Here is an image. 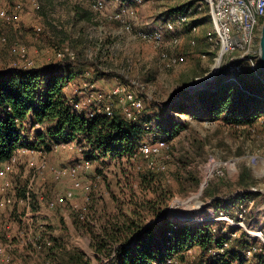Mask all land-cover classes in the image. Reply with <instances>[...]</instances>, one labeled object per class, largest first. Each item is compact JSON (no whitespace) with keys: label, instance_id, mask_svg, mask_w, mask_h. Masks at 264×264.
<instances>
[{"label":"rangeland","instance_id":"1","mask_svg":"<svg viewBox=\"0 0 264 264\" xmlns=\"http://www.w3.org/2000/svg\"><path fill=\"white\" fill-rule=\"evenodd\" d=\"M34 1L37 7L31 1L22 0L24 5L17 15L6 8L13 22L0 20V38L6 39L5 44L0 43V73L24 65L11 51V46L23 47L34 67L56 63L58 51L68 46L75 53L72 63L85 64L76 67L80 70L74 74L75 81L96 84L99 80L100 86L107 90L119 81H136L143 85L138 95L151 118L187 120L186 128L173 138L160 133L154 126L148 133L146 138H164L168 146L154 157L166 168L158 172L156 182L151 185L141 183L140 175L148 169L141 155L132 159L89 161L85 159L89 148L79 141L80 136L72 141L73 150L51 153L54 161L64 165H78L81 161L89 165L81 169L79 178L90 184L86 207L94 212L87 213L86 219L81 221L71 209H66V219L62 216L63 209H54L44 225L46 231L51 230L53 234L45 233L54 243L50 251L55 252L49 254L51 264H68L66 254L70 251L80 253L89 264L105 263L109 258L97 253L93 243L103 236L104 227L111 225L112 217L119 216L127 222L139 218V222L147 224L166 217L171 223L190 226L210 223L225 227L223 221L208 220L231 207L224 203L217 205L213 199L220 198L228 203L227 198L243 190L237 182L242 165L252 177L250 190L258 192L253 199L264 197V112L252 123L230 124L221 117H210L201 100L194 95L203 89H215L224 67L221 63L215 75L211 72L215 55L210 54L213 51L205 41L206 33L212 28L206 6L202 3L197 15L176 31L180 39L177 46L168 43L172 33L163 32L167 53L181 58L178 64L170 67L164 65L156 49L131 38L110 18L121 3H126L134 11L129 19L135 26L151 29L171 19L183 5L202 0H143L141 5L134 0H103L104 8L100 12L91 8L93 0ZM193 25L197 27L195 32L191 31ZM259 29L260 26L257 43ZM212 69L214 71L216 65ZM245 79L256 82L250 74ZM169 105L184 107L185 112L169 110ZM113 109H119L117 100L113 102ZM217 170L223 174L216 175ZM205 181L217 187L215 196H205ZM47 188L49 191L43 190L42 199H46L56 185ZM84 197L81 192L74 201L85 205ZM256 205L259 202H255L253 210ZM178 256L185 262L183 254Z\"/></svg>","mask_w":264,"mask_h":264},{"label":"trees","instance_id":"2","mask_svg":"<svg viewBox=\"0 0 264 264\" xmlns=\"http://www.w3.org/2000/svg\"><path fill=\"white\" fill-rule=\"evenodd\" d=\"M191 5L185 4L176 12H183ZM262 20L263 17L260 24ZM210 54L214 56L215 52ZM72 62L64 58L42 68H19L0 73V164L8 161L19 148L44 146L49 150L48 142L69 143L78 136L79 141L89 148L85 154L86 160L132 159L140 155L138 145L149 135L153 126L169 138L186 128V119L151 118L144 111L145 108L133 120L125 118L120 109H113L111 116L99 113L90 119L86 110L74 112L63 94V88L73 78L74 68L85 64ZM259 73L264 77L261 71ZM249 74L256 79L255 83L245 79ZM228 75L223 69L216 82L217 87L198 91L194 93L195 98L201 100L206 113L212 118L221 117L230 124L252 123L264 112V83L248 71L236 75L238 83L227 81ZM169 106V110L185 112L184 107ZM29 116L32 125L53 123V126L37 133L33 141H27L20 131L21 124ZM145 124L149 129L145 128ZM158 172L147 169L140 175L141 183L151 185L156 182ZM237 182L243 190L227 198L229 203L258 195V192L250 190L253 181L244 165L240 167ZM217 191V187L209 183L203 188L208 197L215 196ZM213 202L226 204L220 198L213 199ZM126 220L119 216L112 217L111 225L104 227L103 236L93 243L97 253L109 258L103 264H151L170 253L179 252L189 244L204 248L221 242V239H215L210 234V224H177L169 222L166 217L158 218L151 224L141 223L139 218ZM246 245L244 233H241L239 238L230 240L226 253L233 261L242 263ZM66 262L89 264L80 253L74 251L67 252Z\"/></svg>","mask_w":264,"mask_h":264},{"label":"built area","instance_id":"3","mask_svg":"<svg viewBox=\"0 0 264 264\" xmlns=\"http://www.w3.org/2000/svg\"><path fill=\"white\" fill-rule=\"evenodd\" d=\"M32 1L35 7H37L35 1ZM134 3L141 5L143 0H134ZM202 3L206 6V12L212 27L206 33L205 41L209 44L210 51L215 52L214 63L218 59V69L222 63L224 66L222 69L229 73L226 80L232 83H238L236 75L244 74L245 71H248L264 83V77L259 73L260 69L256 56L257 32L260 26V20L264 16V0L197 1L187 7L183 12H175L171 19L162 21L151 29L135 26V22L129 19L134 11L126 3H121L113 11L110 18L118 22L121 29L129 34L131 38L138 39L156 49L164 65L170 67L178 64L181 58L177 55H169L167 53L163 32L167 31L172 33L168 43L170 46H177L180 39L175 34L176 31L182 29L190 19L197 15ZM15 7L18 9V4ZM91 8L95 11H102L104 8L103 0H93ZM0 20H4L7 23L10 21L13 22L7 11L2 8H0ZM196 30L197 27L193 25L191 31L195 32ZM5 42V37H1L0 43L5 44ZM11 51L23 60L24 65L22 68H32L33 61L26 57L23 47L11 46ZM56 55L59 60L64 58L74 60L75 58V53L68 46L62 47ZM202 57H205V55H202ZM142 88L143 85H140L136 81L127 83L119 81L111 89L100 91L93 82L83 81L77 90L78 96L82 97L83 101L78 99V101L73 102L72 110L76 113H81L86 110V115L89 119L99 113L111 116L113 113V102L117 100L119 102V109L124 117L133 120L144 109V102L138 95V90ZM145 128L149 129V126L145 124ZM68 144L70 142L56 144L54 147L56 148L57 145L66 146ZM167 147L166 140L163 138L155 140L143 138L138 145V152L145 159L148 169L163 171L166 168L165 164L156 162L154 157ZM26 151L33 152L32 149H26ZM17 158L18 156L16 157L13 154L8 161L0 166V207L16 204L29 205L32 200L31 186H26L23 193L18 195L17 188L11 185L10 175L18 163ZM42 167L39 168L41 170L36 171V174L40 179L46 180ZM66 174L71 179L70 187L62 193L48 199L46 206L53 210L71 209L75 211L77 218L83 221L86 219L88 213L86 204L89 200L88 193L90 191V184L83 182L79 178L78 166H62L57 169H51V175L55 180L60 179ZM215 174L222 175L223 172L217 170ZM77 191H83L85 205H80L74 201ZM254 204L253 198L235 201L234 203L228 202L227 206L229 208L231 207L229 210L224 212L219 211L216 216L213 215L214 219L209 222L223 221L225 223V227L222 228L215 227L209 223L210 234L215 239H221L220 243L210 244L204 248L199 247L197 244H189L179 252L170 253L161 260L153 261L151 264H264V227L257 228L249 223L253 215ZM251 213L252 215L248 220V216ZM32 224V220H29V232L24 233V231H19L20 234H23L22 241H20L19 237H17L19 239L17 241V238L8 234L6 231L2 233L6 240L0 246V264H11V252L21 243L31 247L34 250L32 251L33 254L35 252L42 253L46 249L53 247L54 243L49 235L43 236L45 233L42 234L40 232V234L34 235ZM231 228L235 230H230ZM241 233H244V239L247 245L243 250V261L239 263L229 257L226 249L229 246L230 240L239 238ZM179 254L185 256V262L179 258ZM41 264H51L50 258H47V256L43 257Z\"/></svg>","mask_w":264,"mask_h":264},{"label":"crops","instance_id":"4","mask_svg":"<svg viewBox=\"0 0 264 264\" xmlns=\"http://www.w3.org/2000/svg\"><path fill=\"white\" fill-rule=\"evenodd\" d=\"M33 4L32 0H25L26 3ZM18 4V9H16V5ZM22 0H0V8L6 10H9V13H12L13 15H17V11L21 9ZM35 6V5H34ZM6 10V11H7ZM38 29V28H37ZM32 68H42V67H32ZM80 69L74 68V74L76 75L77 72H79ZM76 78H73L66 84V86L63 88V94L69 104L72 105L73 102L78 99L83 101L82 97H79L77 94V90L81 86L80 82L75 81ZM96 88L100 91H106L107 88L104 86H100V81H95ZM90 108V107H89ZM53 126V123H43V124H31V117L29 116L23 123L21 124V135L23 138H26L27 141H33L36 138L37 133L39 132H45L49 127ZM26 128V129H25ZM26 133V135H25ZM49 143V150L45 149L44 146H37L32 148H26L22 147L15 151L16 157L18 156V163L15 167V170L10 175V182L11 185L17 188L18 195H21L23 193V190L26 186L32 187V200L29 205H5L0 207V246L3 244V242L6 240L4 235L2 234L4 231H6L8 234L14 236L15 238L19 237L20 241L23 240V234H20L19 231L29 232L30 229H28V222L29 220H32L33 225V232L34 235H38L40 233L44 234L47 233L50 236H53L52 232L46 231L45 224L48 223L49 217L53 215L54 210L49 209L46 206V201L53 197L54 195H57L59 193H62L65 189L69 188L71 185V179L68 174L63 175L60 179L55 180L51 175V169H57L62 166H78V174L80 175L81 169H85V167H88L89 165L85 163V161L79 162L78 165H64L59 163V161H54L51 157V153H56L59 151H67V150H73L74 144L73 142H70V144L66 146H59L55 148L54 145L51 142ZM26 149H32L33 152L26 151ZM62 158L65 157V155L62 154ZM67 157V156H66ZM68 158V157H67ZM57 162V163H55ZM5 163V162H4ZM4 163L0 164L2 166ZM44 165V167H42ZM42 167L43 173L45 174L46 180L40 179V177L37 176L36 171L41 170L39 169ZM50 185H56V189L50 191V195L45 196L46 199L43 198V190H48L47 186ZM49 191V190H48ZM83 191H77L76 195L81 193ZM41 193V194H40ZM46 193V192H45ZM235 194V193H234ZM233 196V195H232ZM259 202V205H256L257 207L253 210V215L250 219V224L252 226H255L257 228L264 227V197L260 195L256 199H254V203ZM228 204V203H226ZM96 208V207H95ZM63 214L62 216L64 219L67 217V213L65 214L66 210H62ZM88 213L92 214L94 213L88 208ZM7 228L5 229V227ZM40 232V233H39ZM44 234L43 236H45ZM19 241V239H16ZM23 243L17 245V248L13 249L11 252L12 255V261L11 264H25V263H31V264H41L43 257L50 258L49 254H52L55 252V250L50 251V248L46 249L45 251L41 252H35V254L32 253L34 251L31 247L23 245Z\"/></svg>","mask_w":264,"mask_h":264},{"label":"water","instance_id":"5","mask_svg":"<svg viewBox=\"0 0 264 264\" xmlns=\"http://www.w3.org/2000/svg\"><path fill=\"white\" fill-rule=\"evenodd\" d=\"M257 58L260 71L264 74V16L260 24L258 43H257Z\"/></svg>","mask_w":264,"mask_h":264},{"label":"bare ground","instance_id":"6","mask_svg":"<svg viewBox=\"0 0 264 264\" xmlns=\"http://www.w3.org/2000/svg\"><path fill=\"white\" fill-rule=\"evenodd\" d=\"M215 65H216V69L213 71L212 67L215 66ZM213 66H211V72L214 73V75H215V73H216V71H217V69H218V59L215 61V63L213 64ZM211 77H213V76H211ZM211 77H210V78H211ZM205 183H206V181H205ZM202 188H203V186L200 187V191L202 190ZM205 219H207V218L205 217ZM213 219H214V218L212 217V218H210L208 221L213 220ZM196 220H198V219H196ZM201 221H203V219H202ZM199 222H200V221H199Z\"/></svg>","mask_w":264,"mask_h":264}]
</instances>
